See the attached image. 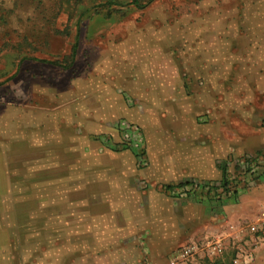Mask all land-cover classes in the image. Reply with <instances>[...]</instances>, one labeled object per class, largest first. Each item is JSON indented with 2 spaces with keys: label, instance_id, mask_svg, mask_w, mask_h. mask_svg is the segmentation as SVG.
<instances>
[{
  "label": "rangeland",
  "instance_id": "374dc122",
  "mask_svg": "<svg viewBox=\"0 0 264 264\" xmlns=\"http://www.w3.org/2000/svg\"><path fill=\"white\" fill-rule=\"evenodd\" d=\"M227 1L158 0L149 5L150 0H140L146 8L132 12L121 8L118 13L131 15L122 23L125 28L136 18L134 28L142 27L145 32L152 26L148 19L167 15L171 8L174 15L195 17L218 8L222 13L228 7ZM246 2L259 3L260 18L250 22L253 30L259 33L257 41L264 43V0H232L229 7L241 9ZM81 9L75 8L70 0H0V264H167L171 252L195 236H213L225 231L234 235L230 225L235 220L245 224L264 206V203L258 207L254 205L248 214L235 215L233 206L240 195L264 189V179L261 181L264 169L250 179L236 160L247 155L262 160L264 149L235 153L226 159L228 177L239 181L238 197L215 199L229 201L225 206L221 205L224 213L219 216L223 219L212 228L190 224L182 232L181 240L173 246L166 243L169 236L165 234L168 228L163 215L159 221L164 226H157L154 214L142 210L144 205H137L136 195L125 196L129 202L126 207L116 203L115 195H104L106 202L103 205L99 196L95 198L96 204L94 198L86 195L101 187L102 182L104 186L114 183L119 175L107 171L106 180H95L91 172L84 171L75 162L79 158L75 152L70 156L67 134L63 140L58 132H54L52 118L45 124L41 122L47 111L68 114V103L72 98L86 90L84 84L93 83V78L101 75V68L97 65H103L106 56L94 52L93 45L105 40L106 36H87L82 32L74 65L64 68L50 62L65 57V64L70 63L69 54L75 37L69 33L67 18L68 15H79ZM93 23L95 26L106 24L100 19ZM122 38L132 39L133 36ZM253 38L255 40V36ZM221 42L227 41L222 38ZM230 43L232 40L228 41ZM235 43L242 45L243 41L240 38ZM251 54L262 68L245 66L233 70L238 78L236 85L240 94L237 99L233 95L225 99L219 94L210 100L215 107L228 110L234 129L243 120V115L236 113V109H244L248 104L254 108L253 115L249 116L252 122L257 126L264 125V52ZM22 56L32 60L22 65L19 62ZM186 58L193 61L190 52L186 53ZM246 76L253 84L256 82L251 80L262 76V87L253 90L252 84L245 86ZM191 81L195 88L197 83ZM80 82L82 85L78 84ZM246 91L256 93L249 103L243 98ZM65 129L69 130L68 127ZM60 143L61 147L66 146L62 147L61 154L54 155L53 145ZM141 198L142 202L145 201V197ZM150 228L153 233H162L151 236L161 243L151 242ZM173 231L175 233L178 229ZM230 238L224 254L199 262L235 264L234 259L241 248L254 253L251 264L261 261L255 246L246 241L255 242L257 238L260 242L264 235L253 238L246 234L241 239Z\"/></svg>",
  "mask_w": 264,
  "mask_h": 264
},
{
  "label": "crops",
  "instance_id": "0c3cea01",
  "mask_svg": "<svg viewBox=\"0 0 264 264\" xmlns=\"http://www.w3.org/2000/svg\"><path fill=\"white\" fill-rule=\"evenodd\" d=\"M131 1L84 0L79 15H68L69 33L74 37L79 34V39L82 32L87 36L107 37L93 45L94 52L106 56L103 65H97L102 76L93 78V83L84 84L86 90L69 101L68 114L47 111L41 122L45 124L52 118L54 132L63 140L67 134L70 156L75 152L79 157L75 162L84 171L91 172L95 180H106L107 171L119 175L114 183L104 186L102 182L101 187L89 191L87 196L94 198V202L99 196L103 205L104 195H115L116 203L126 207L129 202L125 196L136 195L137 205H144L142 210L154 214L157 226L163 227L165 223L168 228L165 234L169 236L166 243L173 246L190 224L208 225L209 228L217 225L223 219L219 216L224 213L221 205L229 202L185 191L178 185L221 181L224 168H227L226 159L231 155L264 149V125L252 122L249 116L253 115L254 108L250 104L236 109L243 120L234 129L228 110L210 102L219 94L225 99L232 95L237 99L240 93L234 69L261 67L251 54L264 52V43L257 41L259 33L253 30L250 22L260 18L259 3L246 2L241 9L232 10L229 7L232 0H228L224 12L218 8L197 17L174 15L171 8L167 15L148 19L151 29L143 32L142 27L134 28L136 18L129 22L128 28L122 24L131 15H120L119 9L132 12L146 8ZM157 1L150 0L149 5ZM95 19L106 24L95 26ZM127 35L133 38H122ZM222 38L227 42L222 43ZM240 38L242 45L235 43ZM230 40L232 43L228 44ZM79 44L78 41V47ZM187 52L192 54V62L187 60ZM28 60L32 59L20 62L23 65ZM247 78L245 86L252 84L253 90L262 87V76L251 80L257 85ZM191 80L197 83L195 88ZM255 95V92L246 91L243 98L249 103ZM122 120L138 128L146 165H140L133 148L123 150L116 145V150L113 149V143L121 137L118 125ZM62 147L61 143L54 144L53 154H61ZM142 196L145 197L143 202ZM235 203L236 216L248 214L254 205L258 207L264 203V189L240 195ZM161 216L165 221L163 225L159 221ZM233 223L241 221L237 219ZM174 229L178 231L174 233ZM149 231L151 242L161 243L151 236L162 233H153L151 228ZM255 240L246 242L255 246L261 260L258 264H264V239Z\"/></svg>",
  "mask_w": 264,
  "mask_h": 264
},
{
  "label": "built area",
  "instance_id": "2783aa9c",
  "mask_svg": "<svg viewBox=\"0 0 264 264\" xmlns=\"http://www.w3.org/2000/svg\"><path fill=\"white\" fill-rule=\"evenodd\" d=\"M118 128L121 137L116 144L113 143V146L115 148L116 145H119L123 148H133L136 155H138L140 158V165H146L147 161L144 157L143 145L141 143L140 132L138 128L125 120L120 121ZM236 163L241 164V166L245 168V174L250 177V179L259 173L261 169H264L262 166L264 164V157H262V160H260L258 157L247 155L246 157L238 158ZM237 183H239V181L236 180V184ZM182 188H185V191L189 190L195 193H201L203 195H205V192L208 191H212L214 195L217 193V191L221 194L223 193V195H226L221 181H192L191 184ZM230 227L232 228L231 233L234 235H231L229 232V234H227V231H225L218 235H200L191 238L189 241L171 252L167 264H201L199 260L206 258L213 259L214 257L224 254L228 248L229 242L231 241L230 236H233L236 239H241L246 234H250L253 238L256 235L263 236L264 206H262L255 214H253V217L250 221L246 222L245 224L242 222L232 223ZM254 258L255 255L253 252H248L247 250L241 248L235 257L234 262L235 264H251L254 261Z\"/></svg>",
  "mask_w": 264,
  "mask_h": 264
},
{
  "label": "trees",
  "instance_id": "16d2710c",
  "mask_svg": "<svg viewBox=\"0 0 264 264\" xmlns=\"http://www.w3.org/2000/svg\"><path fill=\"white\" fill-rule=\"evenodd\" d=\"M83 1L84 0H70V2L75 5V8H78V9L83 6V4H82ZM131 2L133 4H135V5H137L138 7H144L145 6L144 4H141L140 0H132ZM79 5H81V6H79ZM79 22H80V20L77 21L78 31H79V27H80V23ZM57 31H60V29L57 28ZM78 35L75 36V42H74V44L72 46V51L69 54V57L71 58L70 63L65 64V57L62 58V59L58 58V59L52 60L50 62L55 63L57 65H61L64 68H68L72 64H74L75 60H76L75 56L77 54V47H78V37H79ZM34 58H36V57H34ZM22 59H25V57L22 56L20 58L19 62ZM47 61H49V60H47ZM223 173H224V176H223L221 182H222L223 188L225 189L226 195H223V193L221 194L218 191L214 195V193H212V191H208V192H205V196H207L208 198H211V199H221V198H229V199L232 198V199H235V198L238 197V195H239V187H238L237 184H239V183L236 184V180L235 179L233 180V179L228 177L226 168H224V172ZM260 176L261 175L256 176L255 178H259ZM189 184H191V182H188L186 184L185 183L184 184H180L178 186L185 187V186H187ZM189 192H192V191H189Z\"/></svg>",
  "mask_w": 264,
  "mask_h": 264
}]
</instances>
